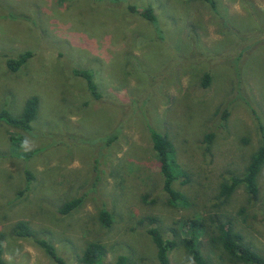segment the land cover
Wrapping results in <instances>:
<instances>
[{
    "label": "rangeland",
    "instance_id": "1",
    "mask_svg": "<svg viewBox=\"0 0 264 264\" xmlns=\"http://www.w3.org/2000/svg\"><path fill=\"white\" fill-rule=\"evenodd\" d=\"M216 2L217 13L198 0H0V110L18 117L28 99L39 100L31 133L0 123L5 264H54L33 239L10 234L19 221L65 264H80L94 241L106 247L104 264H157L150 229L176 242L171 264H194L179 243L182 226L209 216L230 220L264 257V167L257 196L241 186L217 199L221 182L243 174L264 128V0ZM130 7H151L157 24ZM27 51L30 59L11 70ZM75 70L91 74L100 98ZM149 127L175 146L185 175L173 189L188 206L168 203ZM21 134L23 145L11 140ZM75 198L81 203L62 215ZM102 208L108 227L98 220ZM208 236L199 239L209 264H236Z\"/></svg>",
    "mask_w": 264,
    "mask_h": 264
},
{
    "label": "trees",
    "instance_id": "2",
    "mask_svg": "<svg viewBox=\"0 0 264 264\" xmlns=\"http://www.w3.org/2000/svg\"><path fill=\"white\" fill-rule=\"evenodd\" d=\"M206 2L209 7L217 13L216 0H198ZM132 11H136L150 24L156 25L157 18L151 7L138 11L137 9L130 7ZM249 15L251 17H257L256 11L250 10ZM244 55L241 52L239 58ZM31 53L24 52L18 55L17 59L9 62L11 70L15 71L23 66L28 59H30ZM77 76L82 77L87 85V89L91 93L93 98H100L96 84L93 81V77L86 70H75ZM210 78L206 74L202 79L203 87L208 86ZM247 104V103H246ZM249 105V103H248ZM39 100L36 97L28 99L25 103L23 111L20 116L14 117L10 115L6 110H0V123H4L9 128L19 131L20 133H31L32 122L35 121L38 115ZM228 116L227 108L221 114V121L226 120ZM260 123V122H259ZM261 131V140L258 148L250 155L245 170L241 176H233L227 180H224L219 185V192L217 199L221 202H226L233 193L239 188L243 187L247 194L257 196L259 193L258 178L264 167V128L259 126ZM150 140L152 143V151L156 166L163 176V190L168 195V203L172 206H188L187 197L173 189V182L181 175H185L183 170L179 167L176 159V149L168 136L162 132H158L153 128H148ZM213 133L205 136L206 146H209L213 140ZM116 136L113 135L106 141L107 145L114 141ZM12 141L18 142L19 145H23L25 142V136L22 134L18 137L11 138ZM26 187L24 190L29 189L32 182V175L29 171H25ZM81 203L80 198H75L71 201L65 202L60 208L59 212L62 215L69 214ZM264 220V209L262 211ZM219 218V217H218ZM218 218L208 217V223L206 219H192L187 221L182 226V231H185L186 237L179 239V243L186 251L187 257L194 264H209V261L202 255L200 247V236L210 233L208 236L210 245L217 249L220 247L228 256L231 262L236 264H264V257L256 253L245 242L244 236L239 232L234 224L230 220L220 221ZM99 222L108 227L112 223L111 215L106 208H102L98 213ZM10 234L16 238L26 239L30 238L44 251V253L54 262V264H65L63 258L57 253L55 247L46 239L40 238L36 235L35 231L31 229L30 225L25 221H19L15 223L10 231ZM152 242L156 248V261L157 264H171L169 260V253L176 247V242L169 239H164L154 229L149 230ZM188 235V236H187ZM106 247L98 242H90L86 245L85 249L79 255L80 264H104L103 260L106 255ZM3 255V234L0 233V264H5L2 260ZM127 258L119 257L116 264H129Z\"/></svg>",
    "mask_w": 264,
    "mask_h": 264
}]
</instances>
